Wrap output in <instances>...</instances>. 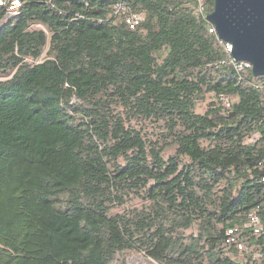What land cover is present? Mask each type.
<instances>
[{"label":"trees","instance_id":"obj_1","mask_svg":"<svg viewBox=\"0 0 264 264\" xmlns=\"http://www.w3.org/2000/svg\"><path fill=\"white\" fill-rule=\"evenodd\" d=\"M117 1L0 25V264H264V76L222 63L213 0H128L134 29Z\"/></svg>","mask_w":264,"mask_h":264},{"label":"water","instance_id":"obj_2","mask_svg":"<svg viewBox=\"0 0 264 264\" xmlns=\"http://www.w3.org/2000/svg\"><path fill=\"white\" fill-rule=\"evenodd\" d=\"M206 20L231 46L232 59L249 62L254 76H264V0H213Z\"/></svg>","mask_w":264,"mask_h":264},{"label":"built area","instance_id":"obj_3","mask_svg":"<svg viewBox=\"0 0 264 264\" xmlns=\"http://www.w3.org/2000/svg\"><path fill=\"white\" fill-rule=\"evenodd\" d=\"M197 1V11L205 16L207 13V6L205 3V0H196ZM48 3L51 2V0H47ZM127 2L128 0H118L114 6H113V13H121L124 22L127 24V26L130 29H134L136 26L139 25V23L143 20V15L140 13H131L127 12ZM0 5H5L7 7L6 13L4 17L0 21V25L3 24L4 21L15 17L18 14V8L20 7L19 0H0ZM211 33H215V29L213 25H211V28L209 29ZM221 41V40H220ZM223 42V41H221ZM224 43V42H223ZM224 46L226 48L227 53L230 54V45L227 43H224ZM222 63H225L227 66H232L237 72L241 71L244 68H251V64L246 61H235L232 59L231 55H229V58L225 61H222ZM223 102L225 106L228 107L229 103L227 99H223ZM249 220L253 226L254 233L258 234L262 232V227L260 224V219L256 213V211L251 212L249 215ZM227 242L230 243H237L238 249H241V243L238 242V239L236 237V229H230L227 231Z\"/></svg>","mask_w":264,"mask_h":264},{"label":"rangeland","instance_id":"obj_4","mask_svg":"<svg viewBox=\"0 0 264 264\" xmlns=\"http://www.w3.org/2000/svg\"><path fill=\"white\" fill-rule=\"evenodd\" d=\"M203 106L205 107V104H203ZM137 256L142 258L143 255L137 251L130 252L127 250H121L117 252L112 264H130L131 261H137L138 264H142V261L137 259ZM142 259L147 261L149 264L151 263L157 264L153 260H149V258L148 259L142 258Z\"/></svg>","mask_w":264,"mask_h":264},{"label":"bare ground","instance_id":"obj_5","mask_svg":"<svg viewBox=\"0 0 264 264\" xmlns=\"http://www.w3.org/2000/svg\"><path fill=\"white\" fill-rule=\"evenodd\" d=\"M137 259L142 261V264H149L147 261L143 260L141 257L137 256ZM130 264H138L137 261H131ZM151 264H155V263H151Z\"/></svg>","mask_w":264,"mask_h":264}]
</instances>
